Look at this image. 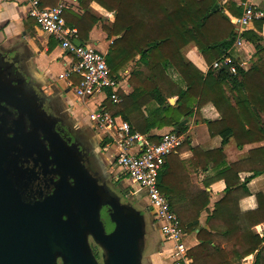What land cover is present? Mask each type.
I'll list each match as a JSON object with an SVG mask.
<instances>
[{"label": "crops", "instance_id": "obj_1", "mask_svg": "<svg viewBox=\"0 0 264 264\" xmlns=\"http://www.w3.org/2000/svg\"><path fill=\"white\" fill-rule=\"evenodd\" d=\"M30 1L0 0V20L6 23L5 32L9 37L21 38L24 41L30 51L32 67L35 74L44 81L45 90L58 89L65 103L67 101L73 103L75 109L80 111L79 122L74 121L82 128L84 121L90 122L87 128H83L84 130L98 128L103 132V128L89 119L88 112L100 104L105 105L107 97L105 94H97L90 98H80L75 94V85L80 80L78 73L72 71L76 58L73 54L66 52L56 39L43 31L35 18L28 14ZM40 1L45 6L62 3L64 8H69L77 14L82 15L86 11L89 15L96 16L97 21L92 25L87 39L80 41L94 46L106 55L110 52L114 40L120 37L119 34L111 35L107 29L115 20V12L107 10L95 0L85 4L80 3L79 0ZM244 1L247 0H217V3L224 8L233 21L234 17L242 14ZM248 1L264 9V0ZM230 3L240 5L241 13L233 14L228 8L231 6ZM68 15L72 18V14ZM234 26L237 37L241 36L242 32L247 33L248 37H243V44L235 46L234 56L245 70H249L258 61V54H260L250 37L257 36L258 43L264 46V19L252 21L241 31L235 24ZM75 39H78L77 35ZM181 52L204 74L211 67L214 68L212 63L215 60L211 63L207 62L194 42L183 47ZM147 64L146 54H137L120 65L117 70L110 68L119 81L120 92L126 95L139 94L135 105H131L133 107L130 106L131 109L127 110L129 120H125L121 115L118 116L129 122L132 129L139 131L150 141H158L163 133L175 130V127L166 124L160 126L163 120L158 118L147 132L140 130L144 128L146 119L151 117L152 111L159 106L158 101L149 91L150 87L158 84L162 93L167 96L168 102L173 106L177 104L179 97L170 92L171 81L165 73H162V69L158 70L157 79L151 81L152 79L148 78ZM217 70L220 69L217 68ZM69 71L71 73L67 75ZM225 84L231 88L229 83ZM224 87H226L225 94L233 97L235 92H231L225 85ZM212 98L213 96L209 94L202 104L195 105L193 113L187 117L182 116V120L186 119L183 124H187V129L183 132L185 139L175 151L166 156L161 170L160 186L169 199L171 209L176 215L183 216L186 223L192 222L195 216L199 215L200 225L196 230L190 232L182 229L187 247V262L182 261L180 264L192 263L193 259L188 257L187 252L200 243L197 232L201 228L210 232L208 237L213 239L210 248L219 245L223 250V254L215 256L216 260L227 264H254L257 255L260 262L259 251L249 253L247 251L258 243L255 235L264 236V221L260 222L258 198L260 193L264 194V140L246 142L242 137H235L238 133L245 134V130L238 125L233 127L238 132L233 131L227 143H223V135L227 133L224 129L232 125L230 122H221L222 116ZM105 141L106 138L102 142ZM102 150L99 152L101 160ZM105 153L110 154L113 161L114 152L105 150ZM106 160L105 158V162ZM125 181L136 196L142 193V191H135V185L129 179ZM228 186H231L229 194ZM224 197L227 199L222 202ZM209 216L211 218L208 220ZM148 221L143 263L175 264L171 253L173 242L164 237L156 221L152 218ZM255 222L259 223L255 225ZM224 231L229 233L223 235ZM206 260L213 262L210 258Z\"/></svg>", "mask_w": 264, "mask_h": 264}, {"label": "trees", "instance_id": "obj_2", "mask_svg": "<svg viewBox=\"0 0 264 264\" xmlns=\"http://www.w3.org/2000/svg\"><path fill=\"white\" fill-rule=\"evenodd\" d=\"M79 1L85 4L91 0ZM95 1L107 10L115 12V20L107 29L111 35H120L114 40L110 52L106 55L108 65L115 71L137 54H146L148 78L152 79L151 81L157 79L158 70L162 69V73H165L171 81L170 92L179 97L177 104L173 106L168 102L167 96L162 93L158 84L153 85V88L150 87L149 91L158 101L159 106L152 111L151 117L146 119L144 128L140 129L142 132H147L158 118L163 120L160 126L174 125L176 131L184 132L187 124L180 125L182 116L187 117L193 113L195 105L202 104L210 94L222 116L221 122H230L232 125L224 129L227 133L223 135V143H227L235 131L233 127L238 125L245 130V134L236 133L238 136L235 137H242L246 142L264 140V46L258 43L257 36L250 37L260 54L252 68L245 70L234 56L236 48L234 43L237 37L234 22L224 8L218 5L217 0ZM40 5L45 6L41 1ZM230 5L228 8L233 14L241 13L240 5L237 6L236 3H230ZM68 14H72V18ZM63 16L68 25L77 28V38L81 41L87 39L92 25L97 21L96 16L89 15L86 11L80 15L66 7ZM241 36L248 37L246 32H242ZM191 42L196 44L209 63L224 55L231 56L236 62L237 71L230 73L225 69L217 70L211 67L204 74L181 52L182 48ZM225 83H229L231 88ZM224 85L231 92H235L233 97L225 94ZM119 94L123 98L121 103H115L108 97L105 106L112 115H121L127 120V110L135 105L139 94L126 95L120 91ZM161 170L158 175V185L163 192L160 186ZM230 192L231 186L227 190L228 194ZM258 198L260 222H262L264 221V194L260 193ZM226 199L224 197L222 202ZM253 212L255 214V211ZM177 217L181 228L186 231H194L200 225L198 214L189 223H186L183 216L177 215ZM210 218L211 216L208 220ZM152 219L156 221L154 213ZM208 233H210L209 230L205 228L197 232L200 243L187 252L188 257L193 259L191 264H227L215 259V256H219L218 254H223V250L219 245L210 248L213 239L208 237ZM225 233L229 232L224 231L223 235ZM255 236L258 243H255L247 253L258 250L260 262L257 255L254 264H264V236L259 234ZM207 258L212 259L213 262H208Z\"/></svg>", "mask_w": 264, "mask_h": 264}, {"label": "water", "instance_id": "obj_3", "mask_svg": "<svg viewBox=\"0 0 264 264\" xmlns=\"http://www.w3.org/2000/svg\"><path fill=\"white\" fill-rule=\"evenodd\" d=\"M74 41L81 44L79 39ZM219 69L229 70V66L222 63ZM0 97L53 134L60 147L52 137L49 147L64 168L53 193L31 202L22 198L7 170L0 167V264H58L59 257L62 264H144L146 217L141 210L98 183L79 152L63 141L54 125H46L44 110L34 96L19 93L0 76ZM104 205L110 206L109 219L114 223L110 231L101 217ZM89 235L104 250L102 263L92 251Z\"/></svg>", "mask_w": 264, "mask_h": 264}, {"label": "flooded vegetation", "instance_id": "obj_4", "mask_svg": "<svg viewBox=\"0 0 264 264\" xmlns=\"http://www.w3.org/2000/svg\"><path fill=\"white\" fill-rule=\"evenodd\" d=\"M5 26V21L0 20V76L2 79L10 80L19 93L34 96L36 104L44 110L46 125H54L55 131L60 134L63 141L79 152L84 166L98 183L103 184L106 190L117 194L123 203L134 206L133 193L126 181L121 182L122 177L107 173L111 165L107 167L99 158V152L94 149L97 147L102 150V141L91 137L87 130L70 118L67 104L57 91L58 89L45 90L44 81L35 74L32 67L28 47L21 38L9 37L5 32ZM35 124L26 112L10 105L0 97V167L7 170L8 177L11 178L22 198L31 202L43 200L51 195L64 170L53 159L48 138L52 137L56 148H59L60 144L49 130H43ZM68 179L70 182L73 181L69 174ZM142 199V202L147 203L145 197L142 196ZM103 209H105L104 215L108 217L110 206L104 205L100 210L106 230L110 231L114 223L110 221L107 227ZM140 210L145 215V212ZM149 213L150 219L153 217V211L149 210ZM147 223L146 217V226ZM88 239L93 253L102 263L104 250L91 235ZM57 261L58 264H62L61 257Z\"/></svg>", "mask_w": 264, "mask_h": 264}, {"label": "built area", "instance_id": "obj_5", "mask_svg": "<svg viewBox=\"0 0 264 264\" xmlns=\"http://www.w3.org/2000/svg\"><path fill=\"white\" fill-rule=\"evenodd\" d=\"M29 4L28 14L35 18L40 28L56 39L66 52L75 56L76 62L72 71L80 76L75 85V94L80 98L105 94L115 103H121L123 98L119 94L120 84L106 61V54L92 45L77 44L74 41L77 29L66 24L63 16L64 5L59 3L54 6H41L40 0H31ZM242 6V14L233 18L240 31L252 21L264 19V9L248 0L242 2ZM243 41L242 36H238L234 44L241 46ZM222 63H226L232 73L237 71L236 62L229 55L218 58L212 66L219 68ZM70 73L67 72V75ZM88 117L104 129V149L114 152L113 175L127 176L135 185L136 192L145 191L149 208L153 211L164 237L173 242L171 253L175 264L187 262V247L179 219L158 185V175L165 158L183 143V132L171 130L163 133L158 141H150L145 135L132 129L129 122L118 115H112L103 104L91 109Z\"/></svg>", "mask_w": 264, "mask_h": 264}, {"label": "rangeland", "instance_id": "obj_6", "mask_svg": "<svg viewBox=\"0 0 264 264\" xmlns=\"http://www.w3.org/2000/svg\"><path fill=\"white\" fill-rule=\"evenodd\" d=\"M66 103H67V107L66 108H67V111L69 112L70 118H72L73 120L79 122V120H80V113L79 112L80 111L78 112L77 111L78 109H75L73 103L71 104L69 101H67ZM89 123L90 122L84 121L83 122V128H87V126H89ZM87 131H88L89 134H91V137H93L94 139L98 138V139H101L103 141V139L106 138L105 133H103L102 130H100L98 128L95 129V130H87ZM94 149L97 152H100L101 151V149L100 148L98 149L97 147H95ZM102 152H103L101 154L102 155V160L104 161V163L106 164V166L107 167H110L108 165H111V168L109 169V171L107 170V173L113 174L114 167H112L111 156H110V154L105 153V150L104 149L102 150ZM105 158L107 159L106 162H105ZM127 179H129L127 176H123L120 181L121 182H125V180H127ZM130 189H131V187H130ZM132 193H133L132 194L133 195V199L135 200L134 202H132V204L135 207H138V208L142 209L145 212L146 217L149 219V215H150V213H149V205H148V203L142 202L143 201L142 196L145 197L148 200V198L146 197L145 191L143 190L142 193L138 194L139 196H136L134 192H132ZM104 212H105V209L102 210L103 215L105 214ZM103 217L106 220L107 227H109V218L106 215H104ZM143 254H144V252H143Z\"/></svg>", "mask_w": 264, "mask_h": 264}]
</instances>
